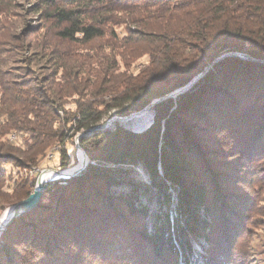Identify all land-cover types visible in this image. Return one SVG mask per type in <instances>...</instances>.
Listing matches in <instances>:
<instances>
[{
    "label": "trees",
    "instance_id": "obj_1",
    "mask_svg": "<svg viewBox=\"0 0 264 264\" xmlns=\"http://www.w3.org/2000/svg\"><path fill=\"white\" fill-rule=\"evenodd\" d=\"M25 1L37 23L10 35L27 78L8 82L0 55V210L34 187L28 176L6 182L7 164L38 166L68 133L81 134L89 161L48 181L7 225L0 264H230L239 169L264 157V0ZM6 12L0 4L3 34L17 30ZM202 72L155 103L145 128L99 127ZM58 163L75 164L74 152L61 148ZM107 164L145 168L157 202L150 221L137 189L113 190Z\"/></svg>",
    "mask_w": 264,
    "mask_h": 264
},
{
    "label": "rangeland",
    "instance_id": "obj_2",
    "mask_svg": "<svg viewBox=\"0 0 264 264\" xmlns=\"http://www.w3.org/2000/svg\"><path fill=\"white\" fill-rule=\"evenodd\" d=\"M1 2L2 3L0 4L3 8L7 9L6 15L8 20L12 21V26H16L17 30L15 31V28L13 27L9 34L0 33V42L4 43L0 44V52H3L0 55H5L8 59L6 64L0 65L2 66L1 68L7 71L8 75L5 74V77L8 82L11 80L25 79L27 78L26 67L22 66V55L17 53V51L15 53V42L11 35L19 32L20 23L34 25L37 23V19H35L36 17L33 15L31 16L28 13L22 12L27 9L28 6V3L25 0H1ZM19 15L22 17L20 18ZM3 19L2 17L0 18V25L3 22ZM4 49H6V52H4ZM24 55L27 56L28 53L25 52ZM41 73L43 74L44 72L36 70L35 75L38 76ZM176 95L173 94L172 97L174 98ZM66 107L74 108V104L68 103L66 104ZM59 113L60 118L63 119L65 114L61 111ZM152 114V109L149 108L147 111L141 113L134 112L125 117L113 116L107 119L105 123L99 127L110 125L116 120L121 124L140 130L145 128L151 122ZM70 134L71 133H68V136H65L62 143L50 147L44 158L36 167L27 169L17 167L10 163L7 164L5 166L7 175L6 182H12L17 176H28L29 178L34 179L35 185L37 177H39L44 171L55 172L72 168L77 164L80 149L82 148L78 144V139L81 134H75L72 136H70ZM11 138H14V134L11 135ZM63 147H66L70 152L73 151L76 159L75 164H70L66 168H60L58 163L59 150ZM251 166L253 168H244V171L239 169L241 179H237V182L239 183L241 194L243 192V195L240 196L244 201L242 204H233L237 209L239 207L235 221V225H238V233L236 237L232 239L228 255L226 253V257H224V261L228 259V263L230 264H264V157L260 160H256ZM107 167H109L111 174L115 177L117 182L113 187V190L128 194L131 188L137 189V197L142 202H146L149 206L146 219L147 221H150L152 212H155L157 209V202L155 190L152 188L150 177L145 168L141 164H107ZM158 169L160 171V168ZM8 183L6 185H8ZM167 185V193H169L171 201H175V193L173 189L170 188V184L167 183ZM33 188L34 187H32V190ZM11 206L12 205L5 206L0 210V216L5 209H10ZM167 210L169 216H174L173 210ZM197 251L202 252L199 248H197ZM194 257L196 260L200 259L198 253ZM224 261L222 259V262Z\"/></svg>",
    "mask_w": 264,
    "mask_h": 264
},
{
    "label": "water",
    "instance_id": "obj_3",
    "mask_svg": "<svg viewBox=\"0 0 264 264\" xmlns=\"http://www.w3.org/2000/svg\"><path fill=\"white\" fill-rule=\"evenodd\" d=\"M233 54V53H232ZM224 55H221L219 57H217L215 59L218 60L220 58H222ZM203 75V72L198 74L197 76H195L187 85H185L184 87L178 88L170 93H168L167 95L155 99L153 100L150 104H148L146 107H144L143 109L137 111L138 113H141L143 111H147L149 108H152V106L159 102L160 100L164 99L165 97H172V95H176L177 93L182 92L183 90L187 89L189 86H191L197 79H199L201 76ZM134 113V112H133ZM132 114V113H131ZM125 117V116H124ZM117 119V118H114ZM81 154L83 155V158H80V156H78V162L76 165H74L72 168L70 169H65V170H61V171H55L56 172V176L48 179V180H44L42 181L40 176L37 177L35 185L33 190L28 194L27 197L19 200L18 202H16L15 204H13L10 208H11V215L9 216V218L6 220L4 226L1 228L0 230V234L6 229L7 225L18 215H20L23 212H28L30 210H32L40 201V198L42 196L43 193V189L46 186V183L48 181L57 179V178H69L71 176H73L74 174L78 173L79 171H81L88 163L89 159L87 158L85 152L80 149Z\"/></svg>",
    "mask_w": 264,
    "mask_h": 264
},
{
    "label": "bare ground",
    "instance_id": "obj_4",
    "mask_svg": "<svg viewBox=\"0 0 264 264\" xmlns=\"http://www.w3.org/2000/svg\"><path fill=\"white\" fill-rule=\"evenodd\" d=\"M80 158H83V155L81 154V152L79 153ZM56 176V172L54 171H44L42 172V174L40 175V178L42 181H46L47 179H50L52 177ZM11 215V208L10 209H5L0 216V230L1 228L4 226L6 220L9 218V216Z\"/></svg>",
    "mask_w": 264,
    "mask_h": 264
}]
</instances>
